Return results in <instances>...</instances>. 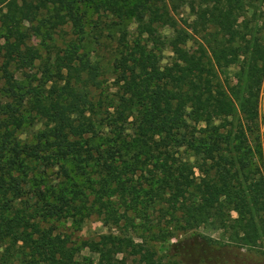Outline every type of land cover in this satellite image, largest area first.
Wrapping results in <instances>:
<instances>
[{"label":"trees","instance_id":"16d2710c","mask_svg":"<svg viewBox=\"0 0 264 264\" xmlns=\"http://www.w3.org/2000/svg\"><path fill=\"white\" fill-rule=\"evenodd\" d=\"M263 4L0 0V264H200L183 263L177 242L169 256L156 249L198 229L262 248L264 179L248 136L264 81ZM88 13L93 27L118 28L111 86L81 52ZM183 16L200 35L191 50ZM38 168L56 169L43 189ZM93 215L114 230L76 243L47 226L78 231Z\"/></svg>","mask_w":264,"mask_h":264},{"label":"rangeland","instance_id":"374dc122","mask_svg":"<svg viewBox=\"0 0 264 264\" xmlns=\"http://www.w3.org/2000/svg\"><path fill=\"white\" fill-rule=\"evenodd\" d=\"M262 11L264 13V4L262 5ZM87 15L91 20V23L85 25L84 27V38L81 43V52L85 53L91 58L93 62H97L103 68L104 72L100 79L106 81L105 85L111 86L112 77L110 75L109 65L114 57V41L117 38L118 28L115 27L107 29L93 27L94 22L96 21V16L90 13ZM183 18L186 20L184 28L190 33L187 46L191 50L197 47L200 35L194 31H191L192 17L183 16ZM124 23H126V30L130 33L133 32V24L130 21H125ZM57 26V30L68 31L69 29L68 24L60 19L57 20ZM31 36L32 37L30 38L29 44L38 47L37 44L40 40L39 37L33 35ZM163 61H165V59H163ZM3 70L4 67L0 61V75ZM25 72L27 71L25 70ZM2 86L3 85L0 81V89ZM263 90L264 81L259 92L256 128L254 129V133L248 136V142L252 159L258 166L264 179V112L262 108ZM1 96L2 95L0 92V99L2 98ZM38 129H40L39 125L25 129V131L21 133L20 138H27V140H29L30 136ZM37 172L38 174L36 176L34 175L35 180L40 188L43 189L45 185L50 184V179L55 177L56 169L38 168ZM231 215L234 216L233 213ZM50 225L54 228L55 232L70 234L71 239L76 243H79L81 240L95 238L100 234L114 230L113 227L109 225V223H102L100 218L94 215L85 219L83 225L78 231H73V228L70 226L69 222L59 221L47 223V226ZM213 240H219L217 233L198 229L185 234L177 235L164 244L156 245V249L158 254L169 256L174 253V250L168 247L169 244L177 242V247L182 248V252L180 254L184 256H178V258H180L183 263H197L198 261H202L200 264H264V244L262 245V248L247 249L236 247L233 244H226L223 241L215 242ZM81 254L85 256L89 255L86 251H82Z\"/></svg>","mask_w":264,"mask_h":264}]
</instances>
